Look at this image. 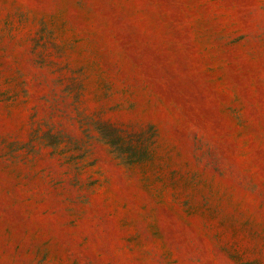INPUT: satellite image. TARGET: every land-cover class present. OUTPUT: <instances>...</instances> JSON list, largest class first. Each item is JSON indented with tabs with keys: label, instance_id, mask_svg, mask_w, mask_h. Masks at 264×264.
Segmentation results:
<instances>
[{
	"label": "rangeland",
	"instance_id": "374dc122",
	"mask_svg": "<svg viewBox=\"0 0 264 264\" xmlns=\"http://www.w3.org/2000/svg\"><path fill=\"white\" fill-rule=\"evenodd\" d=\"M0 264H264V0H0Z\"/></svg>",
	"mask_w": 264,
	"mask_h": 264
}]
</instances>
